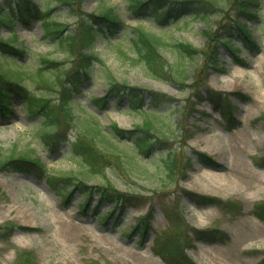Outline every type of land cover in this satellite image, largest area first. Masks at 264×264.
<instances>
[{
    "label": "rangeland",
    "instance_id": "1",
    "mask_svg": "<svg viewBox=\"0 0 264 264\" xmlns=\"http://www.w3.org/2000/svg\"><path fill=\"white\" fill-rule=\"evenodd\" d=\"M35 1L42 9L56 5L55 0ZM128 1H82L86 13H98L104 5L113 8L122 23L115 34L107 32L109 37L97 38L93 53L98 58L70 101V123L62 129L65 137L59 138L57 146L51 148L41 138L53 124H47L42 113L30 112L22 99L13 100V114H0V154L34 149L50 173L78 178L86 190L72 188L62 197L46 176L0 171V264H167L155 254L154 242L157 236L164 240L175 234V225L168 219L175 209L182 216L178 227L183 244L190 245L186 253L195 264H222L227 257L233 262L259 264L264 256V235L246 240L235 251L228 245L246 231H264V220L254 212V205L264 201V0H257L259 5L220 0L210 8L207 20L189 12L164 23L151 17L136 19ZM14 3L0 0V9ZM242 5L245 12L240 10ZM52 17L68 24L64 34L77 30V17L69 7L57 5ZM14 19L13 26L0 24V39L12 40V46L24 52L16 55L0 48V72L15 77L16 71H23L20 85L47 94L48 103L62 106L61 88L38 85L34 71L45 66L44 57L55 59L63 69H74L77 59L62 50L57 40L45 36L43 20L33 17L26 23ZM236 21L246 25L255 42L251 49L234 34L236 30L224 34L225 27L234 28ZM136 28L161 37L166 43L162 52L173 63V73L179 76L176 69L182 60L186 74L179 79H157L142 64L126 59L125 53L136 57L128 48L137 36ZM220 28L218 40L209 48L207 32L216 33ZM229 37L232 48L227 45ZM175 42L204 48L205 53L218 47L220 70L212 68L202 53L181 58L179 49L172 46ZM54 70L45 71L48 79L56 80ZM111 75L119 83L144 90L142 108L132 109L129 97L98 107L93 99L107 93ZM211 89L229 97L231 118L214 109L208 93ZM155 92L170 100L155 102ZM124 118L126 125L120 123ZM112 123L130 132L141 124L151 128L154 148L141 151L135 141L141 131L126 133L130 138L121 136L109 128ZM87 136L109 156V161L100 162L101 170H91L73 152L72 144ZM200 153L207 154L213 164L203 163ZM171 154L178 164L174 173L165 162ZM247 180L253 186L244 191ZM109 181L132 198L109 202L100 200L96 190L87 193ZM146 213H150L149 229L142 236L133 227Z\"/></svg>",
    "mask_w": 264,
    "mask_h": 264
},
{
    "label": "trees",
    "instance_id": "2",
    "mask_svg": "<svg viewBox=\"0 0 264 264\" xmlns=\"http://www.w3.org/2000/svg\"><path fill=\"white\" fill-rule=\"evenodd\" d=\"M83 0H55V7L49 6L48 9H42L41 6L36 3L35 0H15L14 4H10L8 7H2L0 9V24L3 27L13 26L15 23L14 17L20 19L22 22L28 23L33 17L43 20V25L45 26V36L52 37L57 40L58 46L62 50H66L71 53V57L77 59V65L74 69H63L55 59L42 58L45 66H41L34 71L36 76L37 84L47 85L51 88H61L60 94L62 101V106L55 107L47 101V94L44 93H33L26 87L20 85V80L22 79L23 71H16L17 74L13 77L3 76L2 81H0V114L3 116L13 114L14 110L11 104L15 98H20L25 102L26 108L33 114L42 113L46 119L47 124L51 125L52 129H47L41 135V138L47 143L48 146L54 148L60 141L59 138L65 137L62 129L67 128L69 124V116L71 115L70 101L76 91H78L79 84L83 80V76L87 75L92 67V63L95 58L93 49L95 47V42L99 35H107L108 33L115 34L122 19L120 14L117 13L113 8L102 6V9L98 12L86 13L82 8ZM204 1V0H203ZM200 0H129L128 8L133 16L138 18L151 17L154 18L155 22L164 23L166 20L171 18L181 17L189 12L197 13L202 20L208 19L209 10L214 5H219L220 0H207L202 3ZM226 1V0H225ZM241 3H254L259 5L257 0H241ZM64 5L69 7L72 14L77 17V30L74 33L67 32L64 34L68 24H61L53 20L52 12L57 5ZM240 9L242 12L246 11L244 5ZM79 10L80 12H77ZM47 20V21H46ZM237 22V21H236ZM220 26V24H219ZM228 25L225 27L224 34H232L231 31H235L241 40L244 42L245 47L251 49V45L254 44V40L251 38L250 33L246 30V25L243 23H238L233 26L234 28H229ZM222 28V27H221ZM221 28L216 31V33L207 32L208 37V47L213 48V44L218 37L217 33L220 32ZM137 36L132 39L131 45L128 48L135 52L136 57H130V55L125 53L126 59L130 60L134 64H142L144 69L153 77L157 79H179L186 74L185 67L182 65V60L178 63L176 69V75L173 73V66L162 52V48L166 45L161 37H156L143 29L136 28ZM223 34V35H224ZM221 35V37L223 36ZM10 39L2 40L0 39V48L3 52L11 51L10 54L21 55L24 51L22 48H14L11 44ZM227 45L232 48L233 43L232 37H229ZM172 46L179 49L180 57L183 58L185 55L189 57H195L202 53L207 57L206 60H210L211 67L220 70L216 63L217 50L206 52V49H196L193 45L185 42H175ZM90 47L87 52L82 51L83 49ZM77 48V51L75 50ZM81 48V50H80ZM234 50V48H233ZM78 53L79 55H76ZM236 53V51H234ZM54 68L53 74L56 75V80L48 79L45 75L47 69ZM63 69V70H62ZM68 75V76H67ZM182 82H185L182 79ZM210 101L215 110L220 111L223 116L227 119L232 117V103L229 97L223 95L221 92L216 90H209ZM129 97L130 106L132 109L142 108V102L144 98V90L141 88L131 87L125 83H119L111 75L110 88L107 93L102 97L94 98V102L98 107L103 108L106 103L111 101H121L123 98ZM155 97V102H160L161 100H170L166 95H161L159 93H153ZM113 99V100H112ZM60 128V129H59ZM109 128L112 129L113 133L118 135H125L126 137H131V133L134 131H141L143 134L136 137L137 145L141 151L149 152L154 148L156 142L152 141L151 128L141 125H137L133 132L126 131L119 127L117 123L110 124ZM59 129V131H57ZM130 133V134H126ZM83 139L79 138L73 144V152L78 158H81L83 163L90 166L93 171L101 170L99 166L100 162L105 160L109 161L108 154H104L103 151L99 150L94 146L93 138ZM0 149H2L0 147ZM200 160L205 164H213L210 157L205 153H200ZM166 165L168 166L170 172H176L178 170V164L175 160L173 154L166 159ZM264 165V163L262 164ZM0 171H18V172H35L39 176H46L47 181L50 183L51 187L55 190H59L58 193L62 197L67 196L72 188H76L84 193L82 187L85 186L84 181L74 178L68 175H58L50 173L46 165L41 161L39 157L34 155V149H27L21 152H17L16 149H11L9 154H0ZM73 179V181L70 179ZM96 190L100 195V200H107L109 202H125L131 199L132 196L119 192L113 183L110 181L108 184L101 187H93L88 189V194ZM208 198V197H204ZM206 202H213L208 201ZM203 203V202H202ZM255 214L264 220V201H261L254 205ZM109 216V215H108ZM150 213L141 215L137 219L136 225L133 229L138 230L140 235L145 236L148 233L149 221L148 218ZM168 219L172 221L175 225V234L169 239L161 240V236H157L154 242V252L156 255L160 256L162 260L167 264H195L192 259L186 253V249L190 245L183 244L184 238L181 234V229L178 227L180 220L182 219L179 209L171 211ZM177 219V221H175ZM200 233H205L204 231H197ZM211 233L216 232L215 230L210 231ZM198 238H201L198 236ZM259 264H264V256L260 260Z\"/></svg>",
    "mask_w": 264,
    "mask_h": 264
},
{
    "label": "bare ground",
    "instance_id": "3",
    "mask_svg": "<svg viewBox=\"0 0 264 264\" xmlns=\"http://www.w3.org/2000/svg\"><path fill=\"white\" fill-rule=\"evenodd\" d=\"M122 125H126L127 122L124 119H122V121L120 122ZM235 169V168H234ZM253 186V182L252 180H247L244 183V191L249 190L250 188H252ZM264 235V231L262 232H258V233H251L249 231H246L244 233H242L240 236H237L235 238L232 239V241L230 242V244L228 245V248L230 250L235 251L237 248H239L242 244H244V242L248 239L254 238L256 236H263ZM210 252V250H208V253ZM238 260H241L239 257H235ZM242 261V260H241ZM222 264H244L243 262H233V258L231 257H227L226 259L223 260Z\"/></svg>",
    "mask_w": 264,
    "mask_h": 264
}]
</instances>
